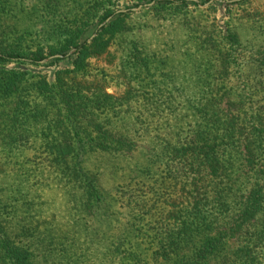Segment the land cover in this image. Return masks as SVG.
<instances>
[{"label": "trees", "instance_id": "1", "mask_svg": "<svg viewBox=\"0 0 264 264\" xmlns=\"http://www.w3.org/2000/svg\"><path fill=\"white\" fill-rule=\"evenodd\" d=\"M246 1L128 0L133 8L149 6L143 11L159 17L189 6L228 9ZM118 2L0 0L2 151L33 135L44 139L49 164L75 191L82 211L87 217L102 213V222L112 225L105 219L111 205L86 157L137 150L134 133L114 131L113 122L102 116L112 113L116 102H139L146 111L139 115L146 123L140 137L152 162L134 168L136 180L125 184L130 222L116 226L122 233L104 248L113 257L104 256L99 264H264V43L255 49L260 64L246 83L250 96L223 103L225 90L203 87L201 98L178 101L184 109L180 116L173 100L153 89L156 73L167 74L162 69L167 53H154L138 39L120 57L112 54L119 37L131 31L134 15L131 7L114 14ZM181 25L191 26L184 19ZM192 38L201 52L213 55L203 37ZM229 40L239 47L238 35L229 34ZM101 57H111L117 69L94 68L91 61ZM39 67L55 68L49 77L33 72ZM110 85L125 87L120 97L105 92ZM179 117L182 127L176 125ZM165 162L164 176L153 179L156 165ZM30 219L22 215L17 221L24 223L0 226V264H37V244L28 238L38 226ZM49 236L55 244L43 249L48 262L89 264L78 256L65 261L74 246L64 235ZM48 248L60 258L48 257Z\"/></svg>", "mask_w": 264, "mask_h": 264}, {"label": "rangeland", "instance_id": "2", "mask_svg": "<svg viewBox=\"0 0 264 264\" xmlns=\"http://www.w3.org/2000/svg\"><path fill=\"white\" fill-rule=\"evenodd\" d=\"M228 1L234 3L240 0ZM132 5L128 0H119L114 14L126 11L123 7L137 9ZM209 6V4L189 6L176 13L167 12L174 16L164 14L160 17L156 16L154 11H143L149 7L143 6L132 11L134 15L129 19L131 31L119 37L112 48V54L120 57L133 40L141 39L147 45V49L154 53H167V64L162 67L167 74L158 77L156 73L154 78L158 87L154 86L153 89L160 88L156 91L157 94L173 100L177 108L176 114L180 116H183L184 109L178 101L183 98H191L193 101L201 98L203 87L207 89L211 87L208 91L212 93L225 90L228 96L224 98L223 103L228 99L235 100L239 96H250L251 92L246 83L251 84V73L254 72L255 75L260 64V55L256 50L264 43V0H247L241 7L230 6L228 9L217 5H214V8ZM181 19L191 26L183 27ZM192 29H196V33H192ZM232 33L238 35L239 47L229 40V34ZM192 37H203L211 46L209 51L215 57L201 52L192 41L195 39ZM242 45L246 46L247 50H244ZM49 60L50 58H47L42 63L46 64ZM111 61V57H101L92 60L91 63L94 68H104L108 72H113L117 68ZM54 68L39 67L33 72L50 77ZM124 89L125 87L110 85L105 92L118 98ZM146 89L151 92L149 88ZM138 103L116 102L113 112L102 116L113 122L114 131L134 133L137 150L131 154L105 152L86 157V160L89 159L90 169L98 174L106 202L111 205L110 216L105 217L113 223L109 226L108 222H102V213L87 217L79 207L75 191L67 188L57 170L49 164L47 153L43 149L44 139L33 135L28 141L3 151V146L0 145V226L4 229L15 226L14 222L22 215L31 218L28 222L38 226V233L35 232L32 238H28L37 244L38 251L35 256L37 264L57 263L56 259L51 258L48 262L43 252L46 246L55 244L49 233L53 234L54 239L57 237L56 233L64 235V239L68 238L69 244L74 246L73 250L67 251L66 256L64 254L65 261L69 257L74 260L78 256L89 264H99L102 257L105 256L107 260L113 257L107 254L104 248L122 233L116 232V226L121 227L130 222L129 199L125 196L128 195L125 184L136 180L132 178L134 168L152 162L147 161L148 147L144 142L145 138L140 137L146 123L141 124L145 119L139 115H145L146 111ZM4 119L0 117V132ZM179 119L180 117L176 125L182 127ZM165 165L166 162L156 165V169L151 173L153 179L164 176ZM42 233L48 236L43 239ZM232 246L236 247L234 244ZM50 251L48 248V257L60 258L58 253L50 254Z\"/></svg>", "mask_w": 264, "mask_h": 264}, {"label": "water", "instance_id": "3", "mask_svg": "<svg viewBox=\"0 0 264 264\" xmlns=\"http://www.w3.org/2000/svg\"><path fill=\"white\" fill-rule=\"evenodd\" d=\"M142 6L137 7V9H131L132 11H136L138 9H141ZM125 11H119L118 13H124ZM110 20V18L106 19L99 27H102L105 23H107ZM57 57V56H55ZM45 61V60H44Z\"/></svg>", "mask_w": 264, "mask_h": 264}]
</instances>
